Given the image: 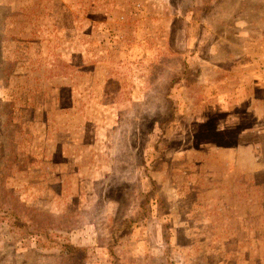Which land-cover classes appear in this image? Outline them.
<instances>
[{
    "label": "rangeland",
    "instance_id": "obj_1",
    "mask_svg": "<svg viewBox=\"0 0 264 264\" xmlns=\"http://www.w3.org/2000/svg\"><path fill=\"white\" fill-rule=\"evenodd\" d=\"M0 264H264V0H0Z\"/></svg>",
    "mask_w": 264,
    "mask_h": 264
},
{
    "label": "trees",
    "instance_id": "obj_2",
    "mask_svg": "<svg viewBox=\"0 0 264 264\" xmlns=\"http://www.w3.org/2000/svg\"><path fill=\"white\" fill-rule=\"evenodd\" d=\"M9 211H3V213H8ZM10 221L12 222L15 228H18L20 231L21 238L23 240L33 241L36 248H42L44 246H51L52 240L49 239V230L48 229H36L31 227L28 223L21 221V217L16 212L8 213ZM5 219V217H3ZM57 243V242H56ZM49 244V245H48ZM61 248V252L64 255H74L78 254L81 250V247L75 246L72 243H57ZM83 249V248H82ZM86 254L84 253L82 259H85Z\"/></svg>",
    "mask_w": 264,
    "mask_h": 264
}]
</instances>
